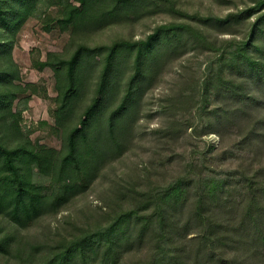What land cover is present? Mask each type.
Wrapping results in <instances>:
<instances>
[{
	"label": "trees",
	"instance_id": "16d2710c",
	"mask_svg": "<svg viewBox=\"0 0 264 264\" xmlns=\"http://www.w3.org/2000/svg\"><path fill=\"white\" fill-rule=\"evenodd\" d=\"M38 2L0 0V56L6 60V67L0 69V126L5 128L0 135V219L7 225L27 230L86 193L108 164L129 151L141 100L162 69L192 48H208L223 64L209 71L201 85L202 96L209 98L211 92L222 101L204 110L208 133L224 139L236 128L238 149L251 156L225 176L196 178L193 171L166 188L146 193L145 200L106 227L59 244H45L38 259L32 253L27 258L21 239L6 232L0 237V255L15 258L18 264H264V164L258 162L264 157L262 17L228 56L217 39L190 23L158 27L138 41L93 48L82 43L69 58L50 53L44 65L57 76L56 115L62 133V147L55 149L23 140L17 134L18 121L9 120L16 95L12 87L17 70L10 69L13 38ZM261 6L259 2L247 12L217 18L219 26L234 28L236 20H247ZM180 11L176 0H73L56 24L82 36L110 25L135 24L145 17ZM192 18L215 26L210 18ZM99 57L103 65L95 95L79 114L87 94V70L100 64ZM139 250L146 258L126 262L128 254Z\"/></svg>",
	"mask_w": 264,
	"mask_h": 264
},
{
	"label": "rangeland",
	"instance_id": "374dc122",
	"mask_svg": "<svg viewBox=\"0 0 264 264\" xmlns=\"http://www.w3.org/2000/svg\"><path fill=\"white\" fill-rule=\"evenodd\" d=\"M176 1L180 12L160 13L135 24H114L74 36L71 30L63 31L56 24L67 3L73 0H39L34 12L20 25L13 38L10 69L17 70L12 87L16 93L12 108L15 116L10 114L9 120L18 121V136L48 148L62 147L56 115L59 106L57 76L52 68L44 65L50 53L69 58L82 43L93 48L116 41H138L146 39L158 27L190 23L195 28L202 27L210 39H217L223 47L221 51L228 56L250 36L259 17L264 20V0ZM259 2L262 3L259 11L251 13L247 20H236L234 28L222 23L219 26L217 18L238 11L247 12ZM192 17L210 18L215 26H211V21H197ZM259 26L264 27V22ZM227 30L234 34L226 33ZM216 54L200 46L170 60L141 100V112L129 151L108 164L86 193L75 198L61 212L42 218L29 229H13L0 219V237L13 232L21 239L20 246L25 249L23 254L29 258L32 253L38 259L43 249L46 250L45 244H59L90 229L106 227L117 216L145 200L146 193L166 188L193 171L196 178H206L225 176L238 169L243 159L251 156L249 151H240L237 147L240 132L232 128L230 136L223 139L217 133H208L209 120L205 118L206 107L212 110L222 102H218L211 92L209 98L202 96L201 85L206 74L223 65ZM96 61L100 64L87 70V94L78 109L79 114L95 95L103 57ZM5 63V58L0 56V69L6 67ZM2 133L5 128L0 126V135ZM258 162L264 164V157ZM143 250L128 254L126 262L146 258ZM0 264H18V261L0 255Z\"/></svg>",
	"mask_w": 264,
	"mask_h": 264
}]
</instances>
